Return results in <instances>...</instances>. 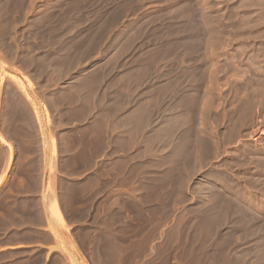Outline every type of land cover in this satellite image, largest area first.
Listing matches in <instances>:
<instances>
[{
  "label": "rangeland",
  "instance_id": "374dc122",
  "mask_svg": "<svg viewBox=\"0 0 264 264\" xmlns=\"http://www.w3.org/2000/svg\"><path fill=\"white\" fill-rule=\"evenodd\" d=\"M21 1L0 0V100L36 90L44 135H74L102 155L89 196L63 191L69 214L90 199L117 264H264V0Z\"/></svg>",
  "mask_w": 264,
  "mask_h": 264
},
{
  "label": "crops",
  "instance_id": "0c3cea01",
  "mask_svg": "<svg viewBox=\"0 0 264 264\" xmlns=\"http://www.w3.org/2000/svg\"><path fill=\"white\" fill-rule=\"evenodd\" d=\"M11 97L12 96H8V99H7L6 94H4L2 99L0 100V131L2 132L0 135V144H1L0 145V179H1L0 180V195L4 196V198H0V201H1L0 203L1 204L3 203L4 206L6 205L5 208H3L2 211H0V224H1L0 225V256H3V260H2L1 264H7V263L23 264L27 260H29V258L31 257L32 254L37 255V253L40 251H42V253H43V261L40 264H46V263L47 264H71V263L72 264H103V262H106L104 264H107L108 253H107V248H106V241L104 239L105 234L102 232V229H101V227H102L101 222L104 221L103 218L97 214L96 215L90 214V199H87L86 202H85V200L81 201L83 204L81 202H78L74 206V207H76L77 211L80 212L79 214L69 215V212L65 208V204H64V200H63L64 194L62 192V191H66L67 189H69L68 186H70V185H77V186L81 187L82 189H85V187L87 186L86 190H87V193L89 195L91 192L92 173L95 172L98 169V167L100 166V161H101L102 155H99L96 152L93 153L91 151V147H90L89 142H87L88 144H86L85 140L81 141L80 138H78V137L76 138V136H74V135H64V134L61 135L58 133L57 134L53 133V131L50 134L44 135L42 133L43 125H42V121H41L42 115H43V100H42V95L37 96L36 90H35L34 97H33L32 101H30L26 97H24L23 94H20L19 97L17 98V100H15L14 97H12V98ZM6 103H8V104H6ZM12 105H13V107H12ZM29 112H30V114H29ZM10 114H12V115H10ZM38 116H40V118ZM63 135H64V137H63ZM33 136H34V138H33ZM72 138H73V140H72ZM12 139H13V141H12ZM68 139H69V141H67ZM33 144H34V146H33ZM36 148H37V150H36ZM74 150H76V151H74ZM8 151H9V153H8ZM75 153H77V154H75ZM72 157L74 158V160ZM94 158H96V159H94ZM95 160H97V161H95ZM53 162H55V164ZM86 164H87V166H86ZM28 165H29V167H28ZM75 165H76V167H75ZM31 167H32V169H31ZM90 167H92L93 170H91ZM18 169H19V171H18ZM76 173L78 175H76ZM23 178H24V180H23ZM49 182H51V183H49ZM21 186H22V188H21ZM51 187H53V188H51ZM14 188H15V190H14ZM49 192H51V193H49ZM10 193H12V194H10ZM49 194L52 197L54 195V197L53 198L50 197ZM8 196H11V197H8ZM42 198H43V200H42ZM50 199L52 200L51 202H50ZM52 202H55V203H52ZM53 204L55 205L56 209L58 208L57 210L60 213L62 212L61 213L62 215L61 214L56 215L55 213H51L50 211L46 214V212L48 210L45 209L44 207L46 206V208H49L50 205L53 207L54 206ZM82 205H84V206H82ZM85 205L89 209L86 214L84 212ZM24 206L32 207V208L41 206L43 212L41 210V213L38 214L37 216L32 215V217H31L28 214H26V216H25V214L21 213L20 209H18V207L22 208ZM15 207H17V209ZM53 210H54V207H53ZM54 212H55V210H54ZM22 214H23V216H22ZM7 215H9V216H7ZM58 217H60L61 219L60 218L58 219ZM54 221H55V223H54ZM64 221H66V222H64ZM68 226H69V228H68ZM91 232L93 234H91ZM101 232H102V236H101ZM29 233L31 235H29ZM81 235H83V236H81ZM35 236H36V238H35ZM86 237H87V240H86ZM101 237L103 239V248L102 249L100 247L101 246L100 245ZM38 238H40V239H38ZM24 239H26V240L24 241ZM51 239H52V241H51ZM35 241H36V243H35ZM20 242L22 244H20ZM53 242H55V244ZM57 242L59 244L60 243L61 244L59 245ZM85 242H87V243H85ZM56 243H57V245H56ZM2 244H3V246H2ZM53 245H54V247H53ZM84 246H85V249H84ZM88 246L90 248H88ZM97 247L99 249H97ZM8 249H9V251H8ZM99 252H100V254H99ZM7 253L12 254L10 256V258L8 256H6ZM113 253L116 255L115 252H113ZM113 253L109 254V258L111 257L110 262H112L114 260L115 262L111 263V264H116L117 263L115 260L116 257ZM63 256H64V258H63ZM57 257H61L62 262L57 263L55 260ZM99 259H101V260H99ZM100 261H101V263H100ZM34 264H38V263H34ZM108 264H109V262H108Z\"/></svg>",
  "mask_w": 264,
  "mask_h": 264
},
{
  "label": "bare ground",
  "instance_id": "6f19581e",
  "mask_svg": "<svg viewBox=\"0 0 264 264\" xmlns=\"http://www.w3.org/2000/svg\"><path fill=\"white\" fill-rule=\"evenodd\" d=\"M22 1H23V0H22ZM22 1H21V2H22ZM164 1H165V0H164ZM207 1H208V0H207ZM169 2H170V1H169ZM33 3H34V2H33ZM170 3H172V2H170ZM196 3H197V2H196ZM203 3H204V2H203ZM22 4H23V2H22ZM189 4H190V3H189ZM23 5H24V4H23ZM80 6H81V5H80ZM180 6H181V8H182V3H181ZM211 6H212V5H211ZM206 7H207V6H206ZM174 8H175V7H174ZM181 8H180V9H181ZM184 8H186V7H184ZM191 8H192V7H191ZM203 8H204V7H203ZM186 9H187V8H186ZM194 9H195V8H194ZM191 10H193V9H191ZM196 10H197V9H196ZM204 10H205V9H204ZM174 11H175V10H174ZM177 11H178V10H177ZM177 11H176V12H177ZM193 11H194V10H193ZM194 12H195V11H194ZM205 12H206V11H205ZM66 13H68V12H66ZM187 13H188V12H187ZM187 13H186V14H187ZM195 13H196V12H195ZM174 14H175V13H174ZM75 15H76V14H75ZM188 15H189V14H188ZM208 15H210V14H208ZM218 15H219V14H218ZM67 16H68V15H67ZM117 16H118V15H117ZM206 16H207V15H206ZM213 16H214V15H213ZM68 17H70V16H68ZM80 17H81V16H80ZM175 17H176V16H175ZM182 17H183V16H182ZM182 17H181V18H182ZM188 17H189V16H188ZM190 17H191V15H190ZM70 18H71V17H70ZM177 18H178V17H177ZM177 18H176V19H177ZM183 18H184V17H183ZM185 18H186V17H185ZM64 19H65V18H64ZM229 19H230V18H229ZM199 20H200V19H199ZM203 20H205V19H203ZM218 20H219V19H218ZM116 21H117V20H116ZM207 21H208V20H207ZM67 22H68V21H67ZM70 22H71V21H70ZM183 22H184V20H183ZM196 22H197V21H196ZM222 22H223V21H222ZM185 23H186V22H185ZM207 23H208V22H207ZM74 24H75V23H74ZM112 24H113V23H112ZM186 24H187V23H186ZM216 24H217V23H216ZM110 25H111V24H110ZM178 25H179V24H178ZM184 25H185V24H184ZM217 25H219V24H217ZM204 26H205V25H204ZM213 26H214V25H213ZM215 26H216V25H215ZM221 26H222V25H221ZM225 26H226V25H225ZM75 27H76V26H75ZM223 27H224V26H223ZM72 28H73V27H72ZM170 28H171V26H170ZM184 29H185V28H184ZM191 29H192V28H191ZM194 29H195V28H194ZM200 29H201V28H200ZM62 30H63V29H62ZM170 30H171V29H170ZM229 30H230V29H229ZM197 31H198V30H197ZM210 31H212V30H210ZM168 32H169V31H168ZM188 32H189V31H188ZM168 34H170V33H168ZM172 34H173V33H172ZM192 34H193V33H192ZM210 34H212V33H210ZM216 34H217V33H216ZM165 36H166V35H165ZM212 36H213V35H212ZM160 37H161V36H160ZM188 37H189V36H188ZM213 37H214V36H213ZM219 37H220V36H219ZM197 38H198V37H197ZM208 38H209V37H208ZM210 38H211V37H210ZM216 40H217V39H216ZM219 40H220V39H219ZM189 41H190V40H189ZM213 42H214V41H213ZM188 43H189V42H188ZM188 43H187V44H188ZM192 43H193V42H192ZM196 43H197V42H196ZM216 43H217V42H216ZM190 44H191V43H190ZM194 44H195V43H194ZM97 45H98V44H97ZM213 45H214V44H213ZM191 46H192V45H191ZM198 46H199V45H198ZM201 46H202V45H201ZM207 46H208V45H207ZM180 47H181V46H180ZM182 47H183V46H182ZM184 47H185V46H184ZM203 47H204V45H203ZM206 48H207V47H206ZM192 49H193V48H192ZM197 49H198V48H197ZM213 49H214V47H213ZM246 49H247V48H246ZM218 50H219V49H218ZM186 51H187V50H186ZM189 51H190V50H189ZM194 51H195V50H194ZM213 51H215V49H214ZM192 52H193V51H192ZM216 52H217V51H216ZM188 53H189V52H188ZM188 53H187V56H188ZM213 53H214V52H213ZM177 54H178V53H177ZM185 54H186V53H185ZM194 54H195V53H193V55H194ZM207 54H208V53H206V55H207ZM85 55H86V54H85ZM200 55H201V54H200ZM185 56H186V55H185ZM198 56H199V54H198ZM182 57H183V56H182ZM216 57H217V56H216ZM84 58H85V57H84ZM194 58H195V57H194ZM201 58H202V57H201ZM203 58H204V57H203ZM205 58H206V57H205ZM184 59H185V57H184ZM226 59H227V58H226ZM228 59H229V58H228ZM166 60H167V59H166ZM196 60H197V59H196ZM202 60H203V59H202ZM179 61H180V60H179ZM182 61H183V60H182ZM200 61H201V60H200ZM200 61H199V62H200ZM189 62H190V61H189ZM193 62H194V61H193ZM195 62H196V61H195ZM170 63H171V62H170ZM212 63H213V62H212ZM215 63H217V62H215ZM225 63H226V62H225ZM227 64H229V63H227ZM219 65H220V64H219ZM219 65H218V66L216 65V66L219 67ZM192 66H194V65H192ZM212 66H213V65H212ZM223 66H224V65H223ZM254 66H255V65H254ZM256 66H259V65H256ZM206 67H207V70H208V72H209V68H210V67H209V66H206ZM226 67H227V66H226ZM229 67H230V66H229ZM229 67H228V68H229ZM231 67H232V66H231ZM194 68H195V67H194ZM198 68H199V67H198ZM202 68H203V67H202ZM213 68H214V66H213ZM205 69H206V68H205ZM205 69H204V70H205ZM210 70H211V69H210ZM224 70H225V69H224ZM256 70H257V69H256ZM200 71H202V70H200ZM200 71H199V72H200ZM216 71H217V70H216ZM219 71H220V70H219ZM230 71H231V70H230ZM240 71H241V70H240ZM171 72H172V71H171ZM195 72H197V71H195ZM206 72H207V71H206ZM211 72H213V70H211ZM228 72H229V71H228ZM237 72H238V71H237ZM197 73H198V72H197ZM197 73H196V75H197ZM202 73H203V72H202ZM214 73H215V72H214ZM233 73H235V71H234ZM241 73H242V72H241ZM251 73H253V72H251ZM205 74H206V73H205ZM247 74L249 75V73H247ZM198 75H199V74H198ZM202 75H203V74H202ZM241 75H242V74H241ZM241 75H240V76H241ZM11 76L13 77L14 75H11ZM209 76H210V74H209ZM211 76H212V74H211ZM229 76H230V75H229ZM234 76H235V75H234ZM236 76H237V74H236ZM189 77H190V76H189ZM200 77H201V76H200ZM200 77L198 76L197 78H200ZM207 77H208V76H207ZM231 77L233 78V76H231ZM13 78H15V76H14ZM17 78H19V77H17ZM204 78H205V77H204ZM209 78L211 79V77H209ZM212 78H213V77H212ZM249 78H251V77L249 76ZM200 79H202V78H200ZM206 79H207V78H206ZM217 79H218V78H217ZM241 79H242V77H241ZM244 79H245V78H244ZM255 79H256V78H255ZM13 80H14V79H13ZM18 80L20 81L21 79H18ZM18 80H17V81H18ZM189 80H190V79H189ZM196 80H197V79H196ZM198 80H199V79H198ZM203 80H204V79H203ZM203 80H202V81H203ZM261 80H262V79H261ZM215 81L217 82V80H215ZM225 81H226V80H225ZM227 81H228V80H227ZM237 81H239V80L237 79ZM200 82H201V81H200ZM250 82H251V81H250ZM17 83H18V82H17ZM21 83H22V82H21ZM197 83H198V82H197ZM202 83H203V82H202ZM214 83H215V82H214ZM216 84H219V83H216ZM245 84H246V83H245ZM247 84H248V83H247ZM208 86H209V85H208ZM215 86L218 87V85H215ZM243 86H244V85H243ZM246 86H248V85H246ZM186 87H187V86H186ZM209 87H211V86H209ZM216 87H215V88H216ZM239 87H240V86H239ZM254 87H255V86H254ZM255 88H257V87H255ZM204 89H205V88H204ZM207 89H208V87H207ZM235 89H236V88H235ZM246 89H247V88H246ZM257 89H258V88H257ZM217 90H218V89H217ZM217 90H216V91H217ZM253 90H254V89H253ZM210 91H211V90H210ZM238 91H239V90H238ZM238 91H237V93H238ZM243 91H245V90H243ZM248 91H249V90H248ZM4 93H5V91H4ZM214 93H215V91L213 90V94H214ZM258 93H259V91H258ZM6 94H7V93H6ZM210 94H211V93H210ZM238 94H239V93H238ZM16 95H17V94H16ZM186 95H187V94H186ZM207 95H208V93H207ZM211 95H212V94H211ZM236 95H237V94H236ZM197 96H198V95H197ZM205 96H206V95H205ZM208 96H209V95H208ZM212 96H213V95H212ZM231 96H232V95H231ZM247 96H248V95H247ZM6 97H7V96H6ZM21 97H22V96H21ZM203 97H204V96H203ZM217 97H218V96H217ZM242 97H243V96H242ZM245 97H246V96H245ZM249 97H250V96H249ZM249 97H247V98H249ZM258 97H259V96H258ZM11 98H12V97H11ZM232 98H233V97H232ZM239 98H240V97H239ZM255 98H256V97H255ZM263 98H264V97H263ZM206 99H207V98H206ZM209 99H212V98L210 97ZM218 99H219V98H218ZM222 99H223V98H222ZM249 99H251V98H249ZM5 100H6V99H5ZM42 100H44V99H42ZM207 100H208V99H207ZM207 100H205V101H207ZM213 100H214V99H213ZM235 100H236V98H235ZM258 100H259V99H258ZM23 101H24V100H23ZM205 101H204V102H205ZM220 101H221V100H220ZM227 101H228V100H227ZM242 101H244V100H242V98H241V102H242ZM259 101H260V100H259ZM79 102H80V101H79ZM202 102H203V101H202ZM209 102H210V101H209ZM209 102H208V103H209ZM211 102H212V101H211ZM225 102H226V101H225ZM262 102H263V100H262ZM53 103H54V102H53ZM222 103H223V102H222ZM252 103H253V102H252ZM1 104H2V103H1ZM6 104H8V103H6ZM20 104H21V103H20ZM20 104H19V105H20ZM202 104L204 105V103H202ZM209 104H210V103H209ZM215 104H216V103H215ZM247 104H248V103H247ZM257 104H258V103H257ZM15 105H16V104H15ZM48 105H49V104H48ZM48 105H47V106H48ZM218 105H219V104H218ZM221 105H222V104H221ZM221 105H220V106H221ZM223 105H224V104H223ZM239 105H240V104L238 103V107H239ZM241 105H242V103H241ZM249 105H250V104H249ZM6 106H7V105H6ZM8 106H9V105H8ZM49 106H50V105H49ZM57 106H58V105H57ZM208 106H209V105L207 104V107H208ZM235 106H236V105H235ZM235 106L233 105V107H235ZM246 106H247V105H246ZM261 106H262V105H261ZM12 107H13V105H12ZM23 107H24V106H23ZM55 107H56V104H55ZM67 107H68V106H67ZM204 107H205V106H204ZM207 107H206V108H207ZM210 107H211V106H210ZM210 107H209V110H210ZM248 107H249V106H248ZM254 107L256 108V106H254ZM259 107H260V106H259ZM18 108H19V107H18ZM36 108H37V107H36ZM197 108H198V107H197ZM206 108H205V109H206ZM231 108H232V107H231ZM214 109H215V107H214ZM224 109H225V108H224ZM233 109H234V108H233ZM240 109H241V108H240ZM247 109H248V108H247ZM251 109H252V108H251ZM260 109H261V108H260ZM263 109H264V108H263ZM7 110H8V109H7ZM62 110H63V109H62ZM196 110H197V109H196ZM199 110H200V109H199ZM242 110H243V109H242ZM249 110H250V109H249ZM249 110H248V111H249ZM33 111H34V110H33ZM210 111H211V110H210ZM227 111L229 112V109H228ZM237 111H238V110H237ZM237 111H236V112H237ZM18 112H19V111H18ZM60 112H61V111H60ZM64 112H65V111H64ZM207 112H208V111H207ZM36 113H37V112H36ZM46 113H48V112H46ZM202 113H203V112H202ZM202 113H201V114H202ZM242 113H243V112H242ZM244 113H247V112L244 111ZM262 113H263V111H262ZM29 114H30V112H29ZM169 114H170V113H169ZM194 114H195V113H194ZM203 114H204V113H203ZM207 114H208V113H207ZM256 114H257V113H256ZM10 115H12V114H10ZM20 115H21V114H20ZM66 115H68V114L66 113ZM79 115H80V114H79ZM179 115H180V114H179ZM217 115H218V114H217ZM241 115H242V114H241ZM243 115H244V114H243ZM24 116H25V115H24ZM60 116H61V115H60ZM182 116H183V111H182V115H181V117H182ZM204 116H205V114L203 115V117H204ZM225 116H226V115H225ZM70 117H71V116H70ZM177 117H178V116H177ZM189 117H190V115H189ZM201 117H202V116H200V118H201ZM214 117H215V115H214ZM218 117H219V116H218ZM234 117H235V116H234ZM245 117H247V116H245ZM245 117H244V118H245ZM251 117H252V116H251ZM62 118H63V117H62ZM184 118H185V117H184ZM191 118H193V117L191 116ZM205 118H206V117H205ZM209 118H210V117H209ZM209 118H208V119H209ZM220 118H221V117H220ZM223 118H224V117H223ZM232 118H233V117H232ZM252 118H253V117H252ZM252 118H251V119H252ZM16 119H17V118H16ZM64 119H65V118H64ZM182 119H183V117H182ZM187 119H188V118H187ZM213 119H214V118H213ZM227 119H228V118H227ZM237 119L239 120V118H237ZM241 119H242V118H241ZM241 119H240V120H241ZM191 120H192V119H191ZM194 120H195V118H194ZM197 120H198V117H197ZM223 120H225V119H223ZM238 120H237V121H238ZM243 120H244V119H243ZM29 121H30V120H29ZM172 121H173V120H172ZM176 121H177V119H176ZM183 121H184V120H183ZM200 121H201V120H200ZM216 121H217V120H216ZM241 121H242V120H241ZM241 121H240V122H241ZM248 121H250V120L248 119ZM61 122H62V121H61ZM68 122H69V121H68ZM178 122H179V121H178ZM180 122H181V121H180ZM186 122H187V121H186ZM186 122H185V123H186ZM188 122H189V121H188ZM194 122H195V121H194ZM209 122H210V120H209ZM219 122H220V121H219ZM231 122H232V121H231ZM251 122H252V121H251ZM10 123H11V122H10ZM33 123H34V122H33ZM62 123H63V122H62ZM65 123H66V122H65ZM173 123H174V122H173ZM175 123H177V122H175ZM195 123H196V122H195ZM200 123H201V122H200ZM213 123H215V122H213ZM236 123H238V122H235V124H236ZM13 124H14V123H13ZM16 124H17V123H16ZM178 124H179V123H178ZM198 124H199V123H198ZM217 124H218V122H217ZM39 125H40V124H39ZM63 125H64V124H63ZM166 125H167V124H166ZM172 125H173V124H172ZM175 125H176V124H175ZM187 125H188V124H187ZM192 125H193V124H192ZM201 125H202V124H201ZM233 125H234V124H233ZM236 125H237V124H236ZM239 125H240V124H239ZM239 125H238V126H239ZM26 126H27V125H26ZM170 126H171V124H170ZM170 126H169V128H170L172 131L177 129L176 127H175L176 129H174V128L172 129V127H170ZM179 126H180V125H179ZM194 126H195V125H194ZM202 126H203V125H202ZM204 126H205V124H204ZM211 126H212V125H211ZM246 126H247V124H246ZM22 127H23V126H22ZM37 127H38V126H37ZM58 127H59V125H58ZM177 127H178V126H177ZM181 127H183V124H182ZM185 127H186V126H185ZM187 127H188V126H187ZM217 127H218V126H217ZM231 127H232V126H231ZM240 127H241V126H240ZM23 128H24V127H23ZM30 128H31V127H30ZM169 128H168V129H169ZM183 128H184V127H183ZM188 128H189V127H188ZM193 128H194V127H193ZM193 128H192V129H193ZM233 128H235V127H233ZM165 129H167V128H165ZM168 129H167V131H168ZM170 129H169V130H170ZM237 129H238V128H237ZM2 130H3V129H2ZM171 130H170V131H171ZM196 130H197V129H196ZM200 130H201V129H200ZM230 130H233V129L231 128ZM5 131H6V130H5ZM19 131H20V130H19ZM21 131H22V130H21ZM26 131H27V130H26ZM43 131H44V129H43ZM172 131H171V133H174V132H175V131H173V132H172ZM182 131H183V130H182ZM216 131H217V130H216ZM218 131H219V130H218ZM236 131H238V130H236ZM178 132H179V131H178ZM183 132H184V131H183ZM194 132H195V131H194ZM194 132H192V133H194ZM200 132H201V131H200ZM204 132H205V131H204ZM206 132H207V131H206ZM223 132H224V131H223ZM228 132H229V131H228ZM1 133H2V132H1ZM20 133H21V132H20ZM44 133H45V132H44ZM53 133H54V132H53ZM168 133H170V132H168ZM168 133H167V134H168ZM197 133H198V132H197ZM13 134H14V133H13ZM21 134H22V133H21ZM24 134H25V133H24ZM56 134H57V133H56ZM63 134H64V133H63ZM165 134H166V131H165ZM177 134H178V133H177ZM182 134H183V133H182ZM184 134H185V133H184ZM189 134H190V132H189ZM237 134H238V133H237ZM16 135H17V134H16ZM19 135H20V134H19ZM61 135H62V134H61ZM65 135H66V134H65ZM169 135H170V134H169ZM196 135H197V134H196ZM201 135H202V134H201ZM203 135H204V134H203ZM208 135H209V133H208ZM235 135H236V134H235ZM12 136H13V135H12ZM25 137H26V136H25ZM25 137H24V138H25ZM63 137H64V135H63ZM66 137H67V136H66ZM167 137H168V135H167ZM167 137H166V139H167ZM171 137L173 138V136H171ZM171 137H170V139H172ZM207 137H208V136H207ZM209 137H210V136H209ZM17 138H18V137H17ZM33 138H34V136H33ZM39 138H40V137H39ZM61 138H62V137H61ZM76 138H77V137H76ZM193 138H194V137H193ZM205 138H206V137H205ZM234 138H235V136H234ZM236 138H237V137H236ZM30 139H31V138H30ZM45 139H46V138H45ZM45 139H44V140H45ZM185 139L187 140V138H185ZM188 139H190V136H189ZM194 139H195V138H194ZM199 139L201 140V138H199ZM211 139H212V137H211ZM224 139H225V138H224ZM230 139H231V138H230ZM38 140H39V139H38ZM65 140H66V139H65ZM72 140H73V138H72ZM167 140H168V139H167ZM177 140H178V139H177ZM179 140H180V138H179ZM182 140H183V139H182ZM190 140H191V139H190ZM221 140H222V139H221ZM225 140H226V139H225ZM12 141H13V139H12ZM14 141H15V140H14ZM29 141H30V140H29ZM36 141H37V140H36ZM40 141H41V140H40ZM67 141H69V139H68ZM169 141H170V140H169ZM169 141H168V142H169ZM193 141H194V140H193ZM205 141H206V140H205ZM207 141H208V139H207ZM207 141H206V142H207ZM212 141H213V140H212ZM212 141H211V143H212ZM216 141H217V140H216ZM216 141H215V142H216ZM8 142H9V141H8ZM19 142H20V141H19ZM38 142H39V141H38ZM38 142H37V143H38ZM61 142H62V141H61ZM65 142H66V141H65ZM78 142H79V141H78ZM176 142H177V141H176ZM180 142H181V140H180ZM206 142H204V143H206ZM222 142H223V140H222ZM225 142H226V141H225ZM12 143H13V142H12ZM30 143H31V142H30ZM40 143H41V142H40ZM66 143H67V142H66ZM166 143H167V142H166ZM172 143H173V141H172ZM178 143H179V142H178ZM200 143H201V141H200ZM211 143L208 145L209 149H210L211 146H212ZM217 143H219V142H217ZM223 143H224V142H223ZM229 143H230V142H229ZM26 144H27V143H26ZM57 144H58V143H57ZM68 144H69V143H68ZM185 144H186V142H185ZM195 144H196V143H195ZM195 144H194V147L197 146V145H195ZM0 145H1V144H0ZM40 145H41V144H40ZM80 145H81V144H80ZM189 145H190V146H193L192 143H190ZM204 145H205V144H204ZM210 145H211V146H210ZM225 145H226V144H225ZM19 146H20V145H19ZM23 146H24V145H23ZM30 146H31V145H30ZM33 146H34V144H33ZM43 146H44V145H43ZM170 146H171V145H170ZM184 146H185V145H184ZM201 146H203V145L201 144ZM217 146H218V145H217ZM40 147H41V146H40ZM66 147H67V146H66ZM74 147H75V146H74ZM74 147H73V148H74ZM77 147H78V146H77ZM186 147H187V146H186ZM208 147H207V148H208ZM23 148H24V147H23ZM31 148H32V147H31ZM78 148H79V147H78ZM184 148H185V147H184ZM195 148H196V147H195ZM195 148H194V149H195ZM207 148H206V150H207ZM214 148H216V147H214ZM214 148H213V149H214ZM181 149H182V146H181ZM191 149H193V147H192ZM201 149H203V148L201 147ZM204 149H205V148H204ZM204 149H203V151H204ZM211 149H212V148H211ZM211 149H210V150H211ZM218 149H219V148H218ZM224 149H225V148H224ZM4 150H5V149H4ZM7 150H8V149H7ZM30 150H31V149H30ZM33 150H34V149H33ZM36 150H37V148H36ZM82 150H83V149H82ZM87 150H88V149H87ZM89 150H90V149H89ZM168 150H169V147H168ZM187 150H188V149H187ZM197 150H198V148H197ZM199 150H200V149H199ZM206 150L204 151V153L201 152V153H202V156H203V159H205L204 157H206V154L208 155L209 152H210V151L207 152ZM52 151H53V150H52ZM69 151H70V150H69ZM74 151H76V150H74ZM191 151H192V150H191ZM212 151H213V150H212ZM223 151H224V150H223ZM36 152H37V151H36ZM41 152H42V151H41ZM194 152H195V151L193 150V153H194ZM199 152H200V151H199ZM8 153H9V151H8ZM53 153H54V152H53ZM53 153H52V154H53ZM64 153H65V152H64ZM66 153H67V152H66ZM77 153H78V152H77ZM77 153H75V154H77ZM201 153H200V154H201ZM211 153H212V152H211ZM214 153H215V152H214ZM246 153H247V152H246ZM253 153H254V152H253ZM3 154H4V153H3ZM33 154H34V153H33ZM42 154H43V153H42ZM73 154H74V153H73ZM172 154H173V153H172ZM195 154H196V152H195ZM217 154H218V153H217ZM4 155H5V154H4ZM4 155H3V156H4ZM31 155H32V154H31ZM31 155H30V156H31ZM177 155H178V154H177ZM182 155H183V154H182ZM182 155H181V156H182ZM186 155H188V154H186ZM189 155H191V153H189ZM193 155H194V154H193ZM8 156H9V155H8ZM22 156H23V155H22ZM33 156H34V155H33ZM68 156H69V155H68ZM75 156H76V155H75ZM89 156H90V155H89ZM91 156H92V155H91ZM209 156H210V155H208V157H209ZM214 156H215V155H214ZM235 156H236V155H235ZM55 157H56V156H55ZM84 157H85V156H84ZM172 157H173V156H172ZM188 157H189V156H188ZM188 157H187L186 160H187V161L190 160L191 162H190V161H189V162L192 163V162H193L192 160H193V158H195V157L190 156L192 159H190V157H189V160H188ZM210 157H211V156H210ZM241 157H242V156H241ZM245 157H246V156H245ZM10 158H11V157H10ZM22 158H23V157H22ZM41 158H42V157H41ZM53 158H54V157H53ZM72 158H73V157H72ZM176 158H177V157H176ZM183 158H184V157H183ZM235 158H236V157H235ZM256 158H257V157H256ZM2 159H3V158H2ZM36 159H37V158H36ZM54 159H55V158H54ZM94 159H96V158H94ZM197 159H198V158H197ZM20 160H21V159H20ZM22 160H23V159H22ZM25 160H26V159H25ZM30 160H31V159H30ZM66 160H67V159H66ZM73 160H74V158H73ZM82 160H83V159H82ZM87 160H88V159H87ZM91 160H92V159H91ZM91 160H90V161H91ZM180 160H181V159H180ZM180 160H179V161H180ZM200 160H201V159H200ZM263 160H264V158H263ZM51 161H52V160H51ZM76 161H77V160H76ZM84 161H85V160H84ZM84 161H83V162H84ZM88 161H89V160H88ZM88 161H87V162H88ZM95 161H97V160H95ZM177 161H178V160H177ZM248 161H249V160H248ZM7 162H8V161H7ZM20 162H21V161H20ZM41 162H42V161H41ZM77 162H78V161H77ZM189 162H188V163H189ZM198 162H199V161H198ZM204 162H205V161H204ZM208 162H209V161H208ZM210 162H211V161H210ZM244 162H245V161H244ZM250 162L252 163V161H250ZM250 162H249V163H250ZM53 163L55 164V162H53ZM65 163H66V162H65ZM68 163H69V162H68ZM68 163H67V164H68ZM74 163H75V162H74ZM81 163H82V162H81ZM81 163H80V164H81ZM183 163H184V162H183ZM196 163H197V162H196ZM196 163H195V165H196ZM200 163H201V162H200ZM263 163H264V162H263ZM9 164H10V163H9ZM19 164H20V163H19ZM28 164H29V163H28ZM75 164H76V163H75ZM87 164H88V163H87ZM87 164H86V166H87ZM169 164H170V163H169ZM169 164H168V165H169ZM184 164H185V163H184ZM206 164H207V163H206ZM233 164H234V163H233ZM243 164H244V163H243ZM256 164H257V163H256ZM35 165H36V164H35ZM38 165H39V164H38ZM40 165H41V164H40ZM63 165H64V164H63ZM70 165H71V164H70ZM73 165H74V164H73ZM170 165H171V164H170ZM182 165H183V164H182ZM190 165H191V164H189V166H190ZM227 165H228V164H227ZM245 165H246V164H245ZM260 165H261V164H260ZM263 165H264V164H263ZM25 166H26V165H25ZM30 166H31V165H30ZM51 166H52V165H51ZM55 166H56V165H55ZM83 166H84V165H83ZM93 166H94V165H93ZM174 166H176V165H174ZM178 166H179V165H178ZM184 166H185V165H184ZM192 166H193V165H192ZM231 166H232V168H233V165H232V164H231ZM238 166H239V165H238ZM242 166H243V165H242ZM28 167H29V165H28ZM36 167H37V166H36ZM41 167H42V166H41ZM60 167H61V166H60ZM69 167H70V166H69ZM75 167H76V165H75ZM80 167H81V166H80ZM240 167H241V166H240ZM243 167H244V166H243ZM245 167H246V166H245ZM260 167H261V166H260ZM22 168H23V167H22ZM37 168H38V167H37ZM56 168H57V167H56ZM58 168H59V167H58ZM83 168H84V167H83ZM90 168H91V170H93L92 167H90ZM189 168H190V167H189ZM31 169H32V167H31ZM39 169H40V168H39ZM66 169H67V168H66ZM71 169H72V168H71ZM171 169H172V167H171ZM174 169H175V168H174ZM177 169H178V168H177ZM182 169H185V168L183 167ZM190 169H192V167H191ZM193 169H195V168H193ZM6 170H7V169H6ZM53 170H54V169H53ZM74 170H75V169H74ZM85 170H86V169H85ZM18 171H19V169H18ZM54 171H55V170H54ZM68 171H69V170H68ZM78 171H79V170H78ZM83 171H84V170H83ZM168 171H170V170H168ZM177 171H178V170H177ZM179 171H181V169H180ZM84 172H85V171H84ZM181 172H182V171H181ZM4 173H5V172H4ZM29 173H30V172H29ZM54 173H55V172H54ZM178 173H179V172H178ZM17 174H18V173H17ZM23 174H24V173H23ZM25 174H26V173H25ZM30 174H31V173H30ZM67 174H68V173H67ZM70 174H71V173H70ZM80 174H81V173H80ZM83 174H84V173H83ZM182 174H184V173H182ZM219 174H220V173H219ZM15 175H16V174H15ZM26 175H27V174H26ZM32 175H33V174H32ZM76 175H78V174L76 173ZM177 175H178V174H177ZM186 175H187V174H186ZM1 176H2V175H1ZM17 176H18V175H17ZM50 176H51V175H50ZM80 176H81V175H80ZM167 176H168V175H167ZM175 176H176V175H175ZM181 176H182V175H181ZM188 176H189V175H188ZM188 176H186V177H188ZM42 177H43V176H42ZM52 177H53V176H52ZM55 177H56V176H55ZM169 177H170V176H169ZM178 177H179V176H178ZM21 178H22V177H21ZM35 178H36V177H35ZM38 178H39V177H38ZM50 178H51V177H50ZM62 178H63V177H62ZM67 178H68V177H67ZM79 178H80V177H79ZM94 178H95V177H94ZM171 178H172V177H171ZM225 178H226V177H225ZM25 179H26V178H25ZM167 179H168V178H167ZM0 180H1V179H0ZM8 180H9V179H8ZM23 180H24V178H23ZM27 180H28V179H27ZM36 180H37V179H36ZM38 180H39V179H38ZM41 180H42V179H41ZM54 180H55V179H54ZM54 180H53V181H54ZM91 180H92V179H91ZM175 180H177V179H175ZM25 181H26V180H25ZM95 181H96V179H95ZM95 181H93V182H95ZM180 181H183V180H180ZM184 181H185V180H184ZM172 182H173V181H172ZM175 182H176V181H175ZM248 182H249V181H248ZM42 183H43V182H42ZM49 183H51V182H49ZM169 183H170V182H169ZM173 183H174V182H173ZM173 183H171V184H173ZM29 184H30V183H29ZM66 184H67V183H66ZM66 184H65V185H66ZM73 184H74V183H73ZM89 184H90V183H89ZM251 184H252V183H251ZM251 184H250V185H251ZM254 184H255V183H254ZM52 185H53V184H52ZM81 185H82V184H81ZM49 186H50V185H49ZM171 186H172V185H171ZM180 186H181V185H180ZM202 186H203V185H202ZM9 187H10V186H9ZM78 187H79V186H78ZM86 187H87V186H86ZM88 187H89V186H88ZM169 187H170V186H169ZM21 188H22V186H21ZM51 188H53V187H51ZM66 188H67V187H66ZM76 188H77V187H76ZM80 188H81V187H80ZM179 188H180V187H179ZM207 188L209 189V187H207ZM213 188H214V187H213ZM58 189H59V188H58ZM177 189H178V188H177ZM215 189H216V188H215ZM14 190H15V188H14ZM79 190H80V189H79ZM84 190H85V189H84ZM209 190H210V189H209ZM7 191H8V190H7ZM32 191H33V190H32ZM40 191H41V190H40ZM48 191H49V190H48ZM57 191H58V190H57ZM168 191H169V190H168ZM214 191H215V190H214ZM240 191H241V190H240ZM55 192H56V191H55ZM62 192H63V191H62ZM207 192H208V191H207ZM216 192H217V191H216ZM49 193H51V192H49ZM52 193H53V192H52ZM78 193H79V192H78ZM10 194H12V193H10ZM29 194H30V193H29ZM37 194H38V193H37ZM42 194H43V193H42ZM54 194H55V193H54ZM56 194H57V193H56ZM63 194H64V193H63ZM171 194H172V192H171ZM174 194H176V193L174 192ZM219 194H220V193H219ZM49 195H50V194H49ZM172 195H173V194H172ZM15 196H16V195H15ZM24 196H25V195H24ZM56 196H57V195H56ZM56 196H55V197H56ZM88 196H89V195H88ZM218 196H219V195H218ZM225 196H226V195H225ZM8 197H11V196H8ZM17 197H18V196H17ZM50 197H52V196L50 195ZM53 197H54V195H53ZM53 197H52V198H53ZM61 197H62V196H61ZM82 197H83V196H82ZM171 197H172V196H171ZM179 197H180V196H179ZM214 197H215V196H214ZM5 198H6V197H5ZM86 198H87V197H86ZM212 198H213V197H212ZM215 198H216V197H215ZM221 198H222V197H221ZM229 198H230V196H229ZM229 198H228V199H229ZM231 198H232V197H231ZM208 199H209V198H208ZM219 199H220V198H219ZM226 199H227V198H226ZM13 200H14V199H13ZM40 200H41V199H40ZM42 200H43V198H42ZM42 200H41V201H42ZM211 200H213V199H211ZM251 200H252V199H251ZM51 201H52V200L50 199V202H51ZM55 201H56V200H55ZM221 201H222V200H221ZM0 202H1V201H0ZM23 202H24V201H23ZM47 202H48V201H47ZM65 202H66V201H65ZM80 202H81V201H80ZM213 202H214V201H213ZM217 202H218V201H217ZM226 202H227V201H226ZM52 203H55V202H52ZM81 203H82V202H81ZM207 203H209V202H207ZM207 203H206V204H207ZM214 203H216V201H215ZM214 203H213V204H214ZM234 203H235V202H234ZM42 204H43V203H42ZM46 204H47V203H46ZM49 204H50V203H49ZM49 204H48V205H49ZM82 204H83V203H82ZM238 204H239V203H238ZM0 205H2V204L0 203ZM44 205H45V204H44ZM53 205H54V204H53ZM203 205H204V204H203ZM209 205H210V204H209ZM229 205H230V204H229ZM5 206H6V205H5ZM50 206H51V205H50ZM82 206H84V205H82ZM223 206H225V204H224ZM233 206H234V205H233ZM238 206H239V205H238ZM3 207H4V206H3ZM8 207H9V206H8ZM53 207H54V210H56L55 205H54ZM53 207H52V209H53ZM56 207H57V206H56ZM80 207H81V206H80ZM205 207H206V205H205ZM220 207H222V206H220ZM15 208L17 209V207H15ZM19 208H20V207H18V209H19ZM27 208H28V207H27ZM34 208H35V207H34ZM67 208H68V207H67ZM209 208H210V206H209ZM223 208H224V207H223ZM229 208H230V207H229ZM229 208H228V209H229ZM232 208H233V207H232ZM240 208H241V207H240ZM46 209H47V208H46ZM57 209H58V208H57ZM204 209H205V208H204ZM204 209H203V210H204ZM217 209H218V207H217ZM236 209H237V208H236ZM242 209H243V208H242ZM8 210H9V209H8ZM8 210H7V211H8ZM44 210H45V209H44ZM54 210H53V211H54ZM99 210H100V209H99ZM206 210H207V208H206ZM208 210H210V209H208ZM221 210H222V209H221ZM223 210H224V209H223ZM225 210H226V209H225ZM225 210H224V211H225ZM231 210H232V209H231ZM238 210H239V209H238ZM245 210H246V209H245ZM5 211H6V210H5ZM35 211H36V210H35ZM35 211H34V212H35ZM61 211H62V210H61ZM76 211H77V209H76ZM224 211H223V212H224ZM226 211H227V210H226ZM226 211H225V212H226ZM246 211H247V210H246ZM249 211H250V210H249ZM249 211H248V213H249ZM13 212H14V211H13ZM23 212H24V210H23ZM42 212H43V210H42ZM48 212H49V208H48V211L46 212V214H47ZM212 212H213V211H212ZM243 212H244V211H243ZM6 213H7V212H6ZM9 213H10V212H9ZM36 213H37V211H36ZM53 213H54V212H53ZM55 213H58L57 210H56ZM59 213H60V212H59ZM59 213H58V214H59ZM61 213H62V212H61ZM61 213H60V214H61ZM70 213H71V212H70ZM226 213H227V212H226ZM239 213H240V212H239ZM254 213H255V212H254ZM10 214H11V213H10ZM13 214H14V213H13ZM216 214H217V213H216ZM233 214H234V212H233ZM237 214H238V213H237ZM242 214H243V213H242ZM37 215H38V214H36V216H37ZM51 215H52V214H51ZM61 215H62V214H61ZM69 215H70V214H69ZM82 215H83V214H82ZM95 215H96V214H95ZM217 215H219V214H217ZM231 215H232V214H231ZM244 215H245V214H244ZM244 215H243V216H244ZM7 216H9V215H7ZM22 216H23V214H22ZM25 216H26V214H25ZM33 216H34V215H33ZM41 216H42V215H41ZM209 216H210V215H209ZM220 216H221V215H220ZM225 216L227 217L226 214H225ZM225 216H224V217H225ZM235 216H236V213H235ZM252 216H253V215H252ZM27 217H28V216H27ZM31 217H32V216H31ZM60 217H61V216H60ZM60 217H58V219H59ZM116 217H117V216H116ZM206 217L208 218V216H206ZM215 217H217V216L215 215ZM231 217H233V216H231ZM237 217H238V216H237ZM248 217H249V216H248ZM248 217H247V218H248ZM9 218H10V217H9ZM36 218H37V217H36ZM46 218H47V217H46ZM61 218H62V217H61ZM61 218H60V219H61ZM249 218H250V217H249ZM114 219H115V218H114ZM118 219H119V218L117 217V220H118ZM222 219H223V218H222ZM238 219H239V218H238ZM243 219H244V218H243ZM26 220H27V219H26ZM26 220H25V221H26ZM225 220H226V219H225ZM247 220H249V219H247ZM256 220H257V218H256ZM14 221H15V220H14ZM25 221H24V222H25ZM27 221H28V220H27ZM27 221H26V222H27ZM78 221H79V220H78ZM97 221H98V220H97ZM237 221H238V220H237ZM241 221H242V220H241ZM245 221H246V220H245ZM250 221H251V220H250ZM252 221H253V220H252ZM259 221H260V220H259ZM6 222H7V221H6ZM28 222H29V221H28ZM52 222H53V221H52ZM64 222H66V221H64ZM11 223H12V222H11ZM36 223H37V222H36ZM54 223H55V221H54ZM91 223H92V222H91ZM242 223H243V222H242ZM244 223H245V222H244ZM247 223H249V222H247ZM263 223H264V222H263ZM263 223H262V224H263ZM20 224H21V223H20ZM52 224H53V223H52ZM75 224H76V223H75ZM262 224H261V226H262ZM39 225H40V224H39ZM50 225H51V224H50ZM84 225H85V224H84ZM241 225H242V224H241ZM244 225H245V224H244ZM263 225H264V224H263ZM24 226H25V225H24ZM31 226H32V225H31ZM46 226H47V225H46ZM69 226H70V225H69ZM69 226H68V228H69ZM26 227H27V226H26ZM243 227H244V226H243ZM20 228H21V227H20ZM259 228H260V227H259ZM6 229H7V228H6ZM30 229H31V228H30ZM48 229H49V228H48ZM257 229H258V227H257ZM263 229H264V228H263ZM247 230H248V229H247ZM254 230H255V229H254ZM88 231H89V230H88ZM88 231H87V232H88ZM250 231H251V229H250ZM262 231H264V230H262ZM77 232H78V231H77ZM18 233H19V232H18ZM44 233H45V232H44ZM98 233H99V232H98ZM260 233H261V231H260ZM33 234H34V233H33ZM33 234H32V235H33ZM76 234H77V233H76ZM91 234H93V233L91 232ZM95 234H96V233H95ZM251 234H253V233H251ZM29 235H31V234L29 233ZM35 235H36V234H35ZM239 235H240V234H239ZM81 236H83V235H81ZM104 236H105V235H104ZM113 236H114V235H113ZM8 237H9V236H8ZM84 237H85V236H84ZM87 237H88V236H87ZM87 237H86V240H87ZM239 237H240V236H239ZM35 238H36V236H35ZM49 238H50V237H49ZM77 238H78V237H77ZM80 238H81V237H80ZM113 238H114V237H113ZM246 238H247V237H246ZM249 238H250V236H249ZM32 239H33V238H32ZM38 239H40V238H38ZM96 239H97V238H96ZM101 239H102V238H101ZM104 239H105V238H104ZM237 239H238V238H237ZM14 240H15V239H14ZM25 240H26V239H24V241H25ZM35 240H36V239H35ZM47 240H48V239H47ZM77 240H78V239H77ZM97 240H98V239H97ZM110 240H111V239H110ZM249 240H250V239H249ZM249 240H248V241H249ZM21 241H22V240H21ZM51 241H52V239H51ZM89 241H90V240H89ZM95 241H96V240H95ZM100 241H101V240H100ZM115 241H116V240H115ZM260 241H261V240H260ZM263 241H264V239H263ZM47 242H48V241H47ZM108 242H110V241L108 240ZM253 242H254V241H253ZM35 243H36V241H35ZM40 243H41V242H40ZM49 243H50V242H49ZM53 243L55 244V242H53ZM57 243H58V242H57ZM57 243H56V245H57ZM85 243H87V242H85ZM94 243H95V242H94ZM104 243H105V242H104ZM12 244H13V243H12ZM15 244H16V243H15ZM20 244H22V243L20 242ZM25 244H26V243H25ZM30 244H31V243H30ZM45 244H46V243H45ZM47 244H48V243H47ZM58 244H59V243H58ZM60 244H61V243H60ZM60 244H59V245H60ZM82 244H83V243H82ZM96 244H97V243H96ZM106 244H107V243H106ZM111 244H112V243H111ZM113 244H115V243H113ZM258 244H259V243H258ZM263 244H264V243H263ZM17 245H18V244H17ZM100 245H101V243H100ZM232 245H233V244H232ZM261 245H262V244H261ZM2 246H3V244H2ZM12 246H13V245H12ZM25 246H26V245H25ZM102 246H103V245H102ZM107 246H108V245H107ZM263 246H264V245H263ZM53 247H54V245H53ZM59 247H60V246H59ZM100 247H101V246H100ZM1 248H2V247H1ZM86 248H87V247H86ZM88 248H90V247L88 246ZM102 248H103V247H102ZM115 248H116V247H115ZM242 248H243V247H242ZM258 248H259V247H258ZM84 249H85V246H84ZM94 249H95V248H94ZM97 249H99V248L97 247ZM111 249H112V248H111ZM119 249H120V247H119ZM236 250H237V249H236ZM238 250H239V248H238ZM8 251H9V249H8ZM10 251H11V250H10ZM98 251H99V250H98ZM98 251H97V252H98ZM117 251L119 252V250H117ZM120 251H121V249H120ZM258 251H259V250H258ZM104 252H105V251H104ZM18 253H19V252H18ZM63 253H64V252H63ZM107 253L109 254V252H107ZM111 253H112V252H110V254H111ZM116 253H117V252H116ZM25 254H26V253H25ZM30 254H31V253H30ZM95 254H96V253H95ZM99 254H100V252H99ZM113 254H114V253H113ZM120 254H121V253H120ZM122 254H123V253H122ZM32 255H33V254H32ZM47 255H48V254H47ZM65 255H66V254H65ZM65 255H64V256H65ZM114 255H115V254H114ZM245 255H246V254H245ZM64 256H63V258H64ZM236 256H237V255H236ZM238 256H239V255H238ZM263 256H264V255H263ZM24 257H25V256H24ZM35 257H36V256H35ZM87 257H88V256H87ZM115 257L117 258V255H115ZM252 257H253V256H252ZM256 257H257V256H256ZM6 258H7V257H6ZM9 258H10V257H9ZM58 258H59V257H58ZM67 258H68V257H67ZM105 258H106V257H105ZM110 258H111V257H110ZM113 258H114V257H113ZM235 258H236V257H235ZM258 258H259V257H258ZM30 259H31V258H30ZM54 259H55V258H54ZM90 259H91V258H90ZM114 259H115V258H114ZM245 259H246V258H245ZM245 259H244V260H245ZM247 259H248V258H247ZM2 260H3V259H2ZM42 260H43V259H42ZM55 260H56V259H55ZM59 260H60V259H59ZM99 260H101V259H99ZM115 260H118V259H115ZM238 260H239V259H238ZM93 261H94V260H93ZM93 261H92V262H93ZM258 261H259V260H258ZM1 262H2V261H1ZM38 262H39V261H38ZM57 262H58V261H57ZM114 262H115V261H114ZM245 262H246V261H245ZM28 263H29V262H28ZM64 263H65V262H64ZM75 263H76V262H75ZM100 263H101V261H100ZM104 263H106V262H103V264H104ZM111 263H112V262H109V264H111ZM260 263H261V262H260ZM24 264H25V263H24ZM38 264H40V263H38ZM46 264H47V263H46ZM71 264H72V263H71ZM107 264H108V261H107ZM116 264H117V263H116ZM118 264H119V263H118Z\"/></svg>",
  "mask_w": 264,
  "mask_h": 264
}]
</instances>
